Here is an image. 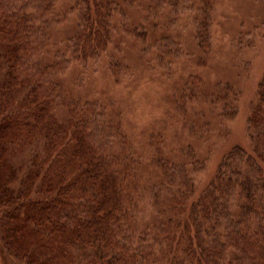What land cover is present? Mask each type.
<instances>
[{
	"label": "trees",
	"instance_id": "trees-1",
	"mask_svg": "<svg viewBox=\"0 0 264 264\" xmlns=\"http://www.w3.org/2000/svg\"><path fill=\"white\" fill-rule=\"evenodd\" d=\"M54 1L0 0V37L12 35L8 46L0 44L1 247L9 252L12 238L13 250L30 249L27 264L43 253L40 264H264V85L263 110L248 122L251 150L229 152L200 192L184 166L156 159L161 169H172L165 170L167 181L184 179V189L160 210L163 217L143 225L140 163L126 137L118 155L111 150L115 133L124 136L120 127L107 125L96 104L61 99L50 75L68 60L45 67L32 61L42 44L32 42L35 23ZM74 1L82 27L71 47L75 59L88 58L105 47L109 13L118 6L116 0ZM28 148L33 155L22 175L16 158ZM15 181L19 186L11 187Z\"/></svg>",
	"mask_w": 264,
	"mask_h": 264
},
{
	"label": "rangeland",
	"instance_id": "rangeland-1",
	"mask_svg": "<svg viewBox=\"0 0 264 264\" xmlns=\"http://www.w3.org/2000/svg\"><path fill=\"white\" fill-rule=\"evenodd\" d=\"M73 1L55 0L47 18L35 23L32 42L42 44L32 61L45 67L68 60L50 75L61 99L96 104L107 125L120 127L124 136L115 133L112 154L120 153L126 137L140 163V219L149 224L184 189V179L167 181L165 170L172 169H161L156 159L184 166L200 192L229 152L251 150L248 122L263 110L264 0H116L105 47L80 59L71 42L82 27V12L73 10ZM4 36L3 48L12 38ZM28 150L16 158L22 175L33 155ZM3 216L0 210V221ZM8 242L9 252L0 245V264L32 260L30 249L15 251L13 239ZM44 256L37 264L45 263Z\"/></svg>",
	"mask_w": 264,
	"mask_h": 264
}]
</instances>
